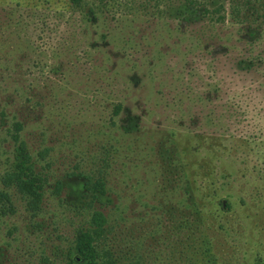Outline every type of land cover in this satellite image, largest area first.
I'll return each instance as SVG.
<instances>
[{"label":"rangeland","instance_id":"1","mask_svg":"<svg viewBox=\"0 0 264 264\" xmlns=\"http://www.w3.org/2000/svg\"><path fill=\"white\" fill-rule=\"evenodd\" d=\"M116 1L89 21L100 0H0V191L17 121L48 180L37 214L0 201L1 251L65 262L99 208L120 256L202 264L205 232L219 264H264V0Z\"/></svg>","mask_w":264,"mask_h":264},{"label":"trees","instance_id":"2","mask_svg":"<svg viewBox=\"0 0 264 264\" xmlns=\"http://www.w3.org/2000/svg\"><path fill=\"white\" fill-rule=\"evenodd\" d=\"M71 1L76 7L84 9L86 0ZM100 2L101 5L91 3L93 6L91 5L89 9L86 10L85 15L89 21L96 19L98 13L105 16L112 15V18L117 15L113 14V11L116 9H112L115 8V4H112L111 0H100ZM116 2L117 6L122 3V10L124 7H130L129 5H132L133 0H129L130 3L126 4L125 2H121V0H117ZM109 5L110 8L108 9ZM120 111L121 105L118 104L114 109V114H118ZM23 128V123L17 121L14 123V130L10 132L15 142V153L14 159L3 175V183L6 188H9V190L13 192L8 191L7 189L1 190L0 201H7L12 205L13 194L17 191L23 197L28 199L30 208L34 210L35 214H37V211L41 209V205L45 198L46 184L48 180L47 174L37 166V161L33 159V155L28 150L25 140L21 137L20 132ZM63 186L64 183L58 181L56 184V190L59 192ZM82 187L86 192H90L91 199L89 204L91 206L95 201L103 204V200L106 199L108 192L105 177L102 176L92 179L90 176L86 175V180L82 183ZM227 207H230L228 203ZM110 216L111 215L106 213L105 210L93 208L87 223L80 226L75 232L73 244L68 249L67 260L65 262L54 261L49 264H149L148 260H145L143 256L140 257L142 260L139 258L135 260V258H132L131 256L124 257L118 254L114 242H118L120 238H118L114 232L116 224ZM185 221L184 227L179 226L178 229L184 230L185 228L188 231L190 225L194 223L190 218H187ZM187 235V241L189 242V238H192L191 233L188 231ZM198 238V240H201L200 249L205 256L202 264H219L218 260L212 258L210 254L212 247L209 242H211V240H209L205 232L198 236ZM1 250L4 249L0 246V264H11L7 259L9 258L8 254L5 252L3 253ZM172 252L174 255L173 260L175 261H166L168 264H193L192 255H190L191 249L189 247L188 249L184 247V249L180 250L178 253L177 251Z\"/></svg>","mask_w":264,"mask_h":264},{"label":"water","instance_id":"3","mask_svg":"<svg viewBox=\"0 0 264 264\" xmlns=\"http://www.w3.org/2000/svg\"><path fill=\"white\" fill-rule=\"evenodd\" d=\"M78 260H79V258H78Z\"/></svg>","mask_w":264,"mask_h":264}]
</instances>
